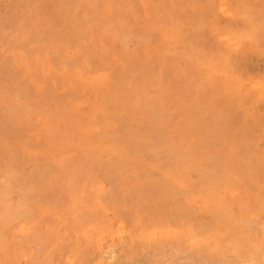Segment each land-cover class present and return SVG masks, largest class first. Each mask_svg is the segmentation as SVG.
Segmentation results:
<instances>
[{
  "label": "rangeland",
  "instance_id": "374dc122",
  "mask_svg": "<svg viewBox=\"0 0 264 264\" xmlns=\"http://www.w3.org/2000/svg\"><path fill=\"white\" fill-rule=\"evenodd\" d=\"M0 264H264V0H0Z\"/></svg>",
  "mask_w": 264,
  "mask_h": 264
},
{
  "label": "bare ground",
  "instance_id": "6f19581e",
  "mask_svg": "<svg viewBox=\"0 0 264 264\" xmlns=\"http://www.w3.org/2000/svg\"><path fill=\"white\" fill-rule=\"evenodd\" d=\"M106 89H107V88H106ZM135 89H136V88H135ZM113 93H114V92H113ZM108 97H109V98L112 97V98L114 99V94H113V96H112V95H111V96L109 95ZM112 98H110V99H112ZM107 99H108V98H107ZM107 99H106V100H107ZM159 102H161V101H159ZM150 105H151V104H150ZM151 106H152V105H151ZM149 107H150V106H149ZM151 110H152V109H151ZM157 112H158V110H157ZM160 112H161V111H160ZM153 113H154V112H153ZM153 113H152V115L155 117L154 119L158 118L157 116H155V113H154V114H153ZM162 113H163V112L159 113L158 116H159L160 114H162ZM153 116H152V117H153ZM159 118H160V117H159ZM159 118H158V119H159ZM133 137H134V136H133ZM146 147H147V146H146ZM160 147H161V146H160ZM163 148H164V147H163ZM167 154H168V153H167ZM181 154H182V153H181ZM173 155H174V154H173ZM172 161H173V160H172ZM2 217H3V216H2ZM1 225H2V224H1Z\"/></svg>",
  "mask_w": 264,
  "mask_h": 264
}]
</instances>
